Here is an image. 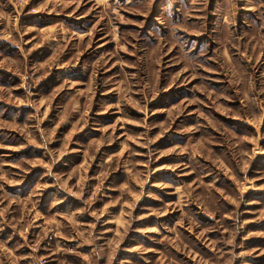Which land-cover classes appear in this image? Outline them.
Masks as SVG:
<instances>
[{"label":"rangeland","instance_id":"374dc122","mask_svg":"<svg viewBox=\"0 0 264 264\" xmlns=\"http://www.w3.org/2000/svg\"><path fill=\"white\" fill-rule=\"evenodd\" d=\"M0 264H264V0H0Z\"/></svg>","mask_w":264,"mask_h":264}]
</instances>
